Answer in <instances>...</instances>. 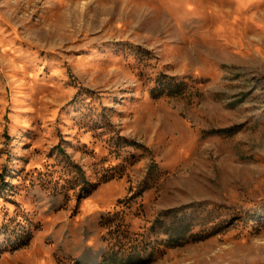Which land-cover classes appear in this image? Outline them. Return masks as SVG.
<instances>
[{"label":"rangeland","instance_id":"obj_1","mask_svg":"<svg viewBox=\"0 0 264 264\" xmlns=\"http://www.w3.org/2000/svg\"><path fill=\"white\" fill-rule=\"evenodd\" d=\"M0 264H264V0H0Z\"/></svg>","mask_w":264,"mask_h":264}]
</instances>
